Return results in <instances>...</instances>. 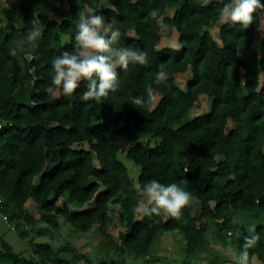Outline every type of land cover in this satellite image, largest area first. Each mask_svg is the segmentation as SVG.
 I'll return each mask as SVG.
<instances>
[{"label":"trees","instance_id":"1","mask_svg":"<svg viewBox=\"0 0 264 264\" xmlns=\"http://www.w3.org/2000/svg\"><path fill=\"white\" fill-rule=\"evenodd\" d=\"M230 2L0 0V210L6 220H37L25 214L31 199L40 209L38 220L58 227L61 216L79 231L95 229L121 252L147 255L166 232L176 231L186 241L184 264L201 252L210 254L209 264L224 263L217 252L227 247L240 254L252 233L233 223L235 213H264V36L260 49L254 46L264 10L253 14L247 29L224 23L218 42L212 28ZM168 9L172 16L165 15ZM153 10L156 18L149 15ZM80 11L102 15L119 29L114 47L147 53L146 64L117 68L118 90L99 100L81 99L84 80L70 96L47 91L53 59L75 51ZM33 28L41 35L30 44ZM174 29L181 49H159L162 36ZM161 69L167 80L158 84ZM186 72L182 87L177 75ZM149 85L161 95L154 108L147 102ZM201 95L211 98L209 111L189 119ZM134 97L146 103L135 105ZM229 121L234 126L228 131ZM121 155L140 167L136 179ZM153 179L191 194L179 218L161 212L137 219L134 209L147 199L133 185L143 189ZM116 215L123 227L120 243L107 233ZM208 223L218 227L216 233L208 232ZM255 233L260 239L248 250L249 260L264 262V224ZM1 241L0 258L12 264H73L47 242L30 241L35 257L28 258Z\"/></svg>","mask_w":264,"mask_h":264},{"label":"clouds","instance_id":"2","mask_svg":"<svg viewBox=\"0 0 264 264\" xmlns=\"http://www.w3.org/2000/svg\"><path fill=\"white\" fill-rule=\"evenodd\" d=\"M264 10L261 0H231L219 10L221 23L240 24L247 29L252 21L253 14L258 10ZM158 10L150 12L152 18H156ZM77 32L75 34V51H64L52 61L54 76L53 87L47 91L54 95L62 93L70 96L78 88V81H87V90L81 95L83 101L99 100L107 97L109 92H116L119 87L116 69H127L130 63L146 64L147 53L131 48L114 47L120 37L119 29L113 23H105V17L99 14H89L87 11L78 12ZM160 27L167 31V25L160 23ZM110 34V35H109ZM40 30L33 28L27 37L31 44L40 37ZM169 46L179 51L182 45L171 41ZM15 55V51H11ZM167 80V73L162 69L156 73V83ZM147 102L156 101L154 90L149 85L146 88ZM132 103L142 105L146 103L143 97H134ZM133 187L146 197L147 203L134 209L143 215H165L179 218L182 209L189 206L192 196L177 184L164 185L153 179L141 189L136 183ZM155 206H152V205ZM252 235L245 237L243 251L240 253L239 264H249V249L254 248L260 237L251 229Z\"/></svg>","mask_w":264,"mask_h":264},{"label":"rangeland","instance_id":"3","mask_svg":"<svg viewBox=\"0 0 264 264\" xmlns=\"http://www.w3.org/2000/svg\"><path fill=\"white\" fill-rule=\"evenodd\" d=\"M5 3L11 0H4ZM211 1V0H209ZM107 3V2H105ZM108 4L105 5L107 7ZM47 14L54 19L57 17L50 11ZM166 16H172V10L168 9L165 13ZM224 23L219 21L213 28L212 34L215 39L219 40V31ZM264 36V12L261 14V25L257 29L255 48L260 49L261 39ZM178 42V32L173 30V34L170 37L162 36L161 42L158 46L159 49H163L169 46V42ZM262 79L264 80V73H262ZM190 77L188 72L177 75V82L183 87L185 81ZM156 101L153 102V108L159 102L161 95L156 94ZM211 98L206 95H201L197 104L189 112L188 118L192 119L198 115L205 114L209 111ZM234 126L232 121H229L227 130L229 131ZM121 158L125 160V163L131 170V176L136 179L140 173V167L134 165L131 160H126L124 155ZM98 165L99 163L96 162ZM0 199V206H1ZM64 198H61L58 203L62 204ZM94 204V201L88 202L85 208H88ZM144 205V204H142ZM141 205V206H142ZM71 208H75L71 205ZM198 205L193 203L191 214H197ZM1 209V207H0ZM4 213V212H3ZM2 213V214H3ZM0 213V249H3L2 239L9 243L15 252H21L26 257H35L30 248L29 242L50 243L53 248L58 252V255L70 261L73 264H102L105 260L106 264H184L183 259L185 257V244L184 235L180 232L169 231L166 232L159 241L155 242L147 255H135L129 252H121L117 249H113V246L109 245L103 234L97 233V231L91 230L89 232H82L70 224L66 223L61 216L56 217L58 227H53L49 223L38 220L40 219V209L33 200L27 201L25 205V214L31 218L37 220H29L27 217L16 219L14 221H7ZM5 214V213H4ZM143 214L138 213L137 219L140 220ZM233 223L238 228L245 229L247 232L252 233L251 229H255L258 225L264 224V213H258L252 215L242 210L238 211L234 215ZM237 228V230H238ZM208 232L216 233L218 227L213 223L207 224ZM123 230L117 215L114 216V220L109 224L107 233L112 235V239L116 243L121 242L120 232ZM26 232V236L22 233ZM68 246V247H66ZM221 259L226 260L224 263L219 264H239L240 254L236 249L232 247L222 248L217 252ZM82 255L81 258L78 256ZM209 253H199L197 259L191 264H209L207 257ZM36 259V258H35ZM0 264H12L6 262L0 258ZM55 264H66L65 262H56ZM249 264H264L256 256L249 260Z\"/></svg>","mask_w":264,"mask_h":264},{"label":"built area","instance_id":"4","mask_svg":"<svg viewBox=\"0 0 264 264\" xmlns=\"http://www.w3.org/2000/svg\"><path fill=\"white\" fill-rule=\"evenodd\" d=\"M2 128H3V122L0 120V131H1ZM0 199H2V198H0ZM2 201H3V199H2ZM0 213L2 214L1 210H0ZM2 215H3V218L6 220L7 219V216L4 215V214H2Z\"/></svg>","mask_w":264,"mask_h":264}]
</instances>
